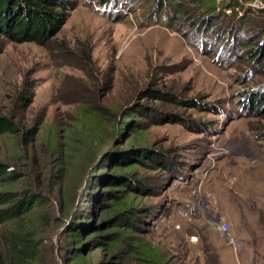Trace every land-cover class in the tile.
<instances>
[{
    "label": "rangeland",
    "instance_id": "rangeland-1",
    "mask_svg": "<svg viewBox=\"0 0 264 264\" xmlns=\"http://www.w3.org/2000/svg\"><path fill=\"white\" fill-rule=\"evenodd\" d=\"M211 1L29 0L54 27H0V116L19 130L0 160L38 169V264H264V0ZM10 5L4 20L32 7ZM66 130L90 143L67 152Z\"/></svg>",
    "mask_w": 264,
    "mask_h": 264
},
{
    "label": "trees",
    "instance_id": "trees-1",
    "mask_svg": "<svg viewBox=\"0 0 264 264\" xmlns=\"http://www.w3.org/2000/svg\"><path fill=\"white\" fill-rule=\"evenodd\" d=\"M23 1L29 6L32 5V7L30 9H25L24 14L18 15L14 13L10 20H4L6 18L3 16V12L6 14L4 5L11 4L9 7L17 10L18 0H0L1 31L5 32L6 35L11 33L18 42L36 41L54 27L59 18L56 16L57 14L55 15L51 10L48 2L35 4L34 2H29V0ZM203 1L205 6L213 7L214 2L211 0ZM262 57L264 58V55ZM249 104H254V99L249 101ZM77 109L79 110V115L91 122L88 131L97 132L98 128L96 122L100 113L86 108V105L78 107ZM17 125L18 124L13 118L0 116V135H11L12 133L19 132V130H17ZM84 131L85 130H83V132ZM84 135V140L70 138L69 130H66V151L69 152L73 148L78 147H80L78 150H82V146L89 144V136L85 133ZM26 140L27 139L23 137V141L26 142ZM57 144V136L52 134L47 138L45 148L47 151L54 152L53 150L57 149ZM27 149L30 150L29 157L34 159L36 151L33 146L27 143ZM76 157L78 159L82 158L80 155ZM8 168L9 164L4 160H0V181H4V183L7 184L5 191H0V227L4 228L0 233V264H38L41 248L37 240V231L34 228L32 214L39 207L40 201L44 196L42 192L38 191L28 180L29 177H33L38 173V169L26 165L25 174L19 175L13 169L10 174V170H7ZM36 177H38V174ZM21 178H24V182L26 183L24 187L18 186V182ZM4 183L2 182L1 184ZM123 185H125V183H123ZM15 188L20 190L17 191ZM111 206L113 207L112 211H125L128 202L117 201ZM116 219L117 218L113 219V223H115ZM84 260L85 257L78 254L73 255L71 258L72 262H81Z\"/></svg>",
    "mask_w": 264,
    "mask_h": 264
},
{
    "label": "built area",
    "instance_id": "built-area-1",
    "mask_svg": "<svg viewBox=\"0 0 264 264\" xmlns=\"http://www.w3.org/2000/svg\"><path fill=\"white\" fill-rule=\"evenodd\" d=\"M228 228H229V225L226 221L222 220L219 222V225H218V230L221 232V233H225L228 231Z\"/></svg>",
    "mask_w": 264,
    "mask_h": 264
}]
</instances>
